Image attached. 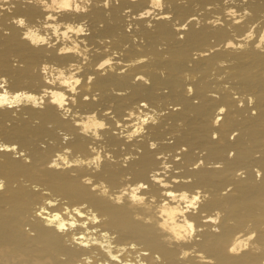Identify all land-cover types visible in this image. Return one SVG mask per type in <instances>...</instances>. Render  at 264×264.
<instances>
[{"label":"bare ground","instance_id":"1","mask_svg":"<svg viewBox=\"0 0 264 264\" xmlns=\"http://www.w3.org/2000/svg\"><path fill=\"white\" fill-rule=\"evenodd\" d=\"M45 3L0 0L7 5L0 7V92H48L42 106H0L7 146L0 147V264H136L137 253L147 264H264V51L256 47L264 0H162L163 9L151 11L150 0H89L86 11L59 12ZM20 17L23 26L14 22ZM69 25L86 31L65 36ZM29 27L45 40L24 37ZM249 30L252 38L240 39ZM104 59L111 65L98 68ZM59 71L80 78L76 93ZM52 91L75 97L67 116L50 102ZM93 113L105 127L85 132ZM142 114L155 122L129 140ZM57 154L79 163L65 165ZM133 188L143 203L132 201ZM168 192L200 196L195 209L176 216L193 222L190 240L159 227L164 200L168 208L185 203ZM41 207L47 211L37 215ZM65 207L78 221L89 209L99 220L58 230L43 219L54 212L70 219ZM237 240L247 246L230 252ZM132 243L119 260L105 250L110 244L115 255Z\"/></svg>","mask_w":264,"mask_h":264},{"label":"clouds","instance_id":"2","mask_svg":"<svg viewBox=\"0 0 264 264\" xmlns=\"http://www.w3.org/2000/svg\"><path fill=\"white\" fill-rule=\"evenodd\" d=\"M89 2V0H84V4L82 5L81 3H76L73 4L72 2H70V0H51V3H45V8L46 9H53L57 12H59L60 10H66V9H71V8H75L77 11H86V7L84 5H86ZM150 4H151V10H162L163 9V3L162 0H150ZM3 5V4H0ZM149 11H142L140 12V16L144 17L149 15ZM230 13H232V15H236V13L232 10L229 9L228 10ZM49 17H51V19L55 20V17L51 15V13L48 14ZM48 17H46L47 19ZM242 18V17H241ZM24 18L20 17L18 19H15L14 22L19 24V21H22ZM21 26H23V24H19ZM48 27H51L53 29V32H56V30L60 27L59 24H53V25H47ZM253 27H255V25H253ZM75 32V33H84L86 31L85 27L82 25H77L76 27H71V25H69L65 32L64 35L67 36L68 32ZM253 31L249 30L244 36H242L240 39L248 41L252 38L253 36ZM24 37H27L29 39H31L32 43H38V42H43L45 40L44 36H39L37 35L36 31L33 28H28L27 31H25L23 33ZM228 43L232 44L231 41H229ZM264 45V32H262L259 36V43L256 44V47L258 49H261V51H264V48H262L261 46ZM237 46V45H236ZM246 45H238V47L243 48ZM62 49H67V48H60V52ZM71 50H75V49H71ZM110 59H104L100 64L102 65H111V61ZM98 68H100L99 66H97ZM104 68V67H103ZM43 70L45 72L48 71V65H44ZM77 71H79V69H77ZM57 79H60V83L63 85H67L68 88L71 90V92L76 93L78 91L76 85H79L81 83L80 78L78 77H74L71 73L69 74V76L65 77L64 76V72L63 71H59V75L56 77ZM5 78L0 77V81H3ZM45 79H47V77H45ZM50 82H54V81H50ZM4 84L0 83V88H3ZM48 92L47 90H45L41 96H37L34 95L30 92H25V91H16L14 94H10L7 89H5V91L0 92V106H4L7 105L9 107H12L14 105H20L21 103H31L33 106H42L43 105V96H47ZM84 98H87V96H85ZM71 99L73 101V103L75 102V97L71 96L68 97L66 99L65 94L63 92L60 91H52L51 92V101L52 103L57 104L60 108L64 109L63 114L65 116L68 115V113L71 111L70 108H65V105L68 103V100ZM145 103L146 102H142ZM153 121L154 117L151 115H147V114H142L138 117V120L135 123V127L132 129L131 132L127 133V137L128 139H132L133 135L140 133L142 131H144L142 125L144 123H147L148 121ZM88 121L87 123H85L84 129L83 131L87 132L88 129H93V131L95 132V129H103L105 127V123L103 120H98L95 119V113H93L91 116L88 117ZM75 123L79 124L80 121H75ZM65 139H67V137H65ZM0 147H7L6 145H0ZM65 151H68V149H65ZM57 158L60 160H63L65 165L71 164L73 162L79 163V161H69L67 159L66 156H61L59 154H57ZM100 157L97 155L96 157L93 158V160L95 161H99ZM53 164H56V161L53 160L52 161ZM57 167H60V165H56ZM97 167H99V165L97 164ZM165 167H167V165H165ZM154 180H160L161 182H163V179L161 177L158 176H154L153 177ZM0 184H3L2 181H0ZM147 185L143 184L142 182L139 184L138 188H146ZM138 188H133L132 193H131V199L133 202H139V203H143L145 197L142 195H137V191ZM123 195V192L120 194V196ZM168 196H170L173 200H177L178 201H184V206L181 207L179 203H177L174 207L172 208H168V200H164L163 201V207H161V209L158 212V215L160 217H162V219L159 220V227L161 229L167 230L168 232H170L172 234L171 238H174L177 241L180 240H190L193 235L194 232L196 231V229L194 228V224L192 221L188 220L187 218L183 219V223H178L176 216L177 214H179L181 217L184 216V213L188 210V209H195L197 207V201L200 200V196L199 195H192L191 198L189 199L188 194L186 192H181L179 194V196L177 197V194L173 193V192H168L167 193ZM120 196L116 197L117 202H120ZM155 199V197H153V200ZM46 203L48 205H53L56 203L55 200L52 199H48L46 201ZM81 207H83V205H81ZM47 209L41 207L40 211L37 212V215H41V213L46 212ZM64 212L69 214V217H71L68 220H65L62 218L61 213L60 212H54L48 215H45L43 217V219L45 220V222L48 225H55V227L58 230H64L66 227H75L78 223H82L84 225H86L88 223L89 220L96 222L97 220H99V217L96 215L95 212H92L91 209H89L88 211L91 212V215L88 216L87 220L84 221H78L76 219L75 216H72V213L69 212L68 208L65 207ZM73 212H76L80 217L85 216V212L80 211V208H73L72 210ZM219 217V213H217L216 217H212L209 216L208 219L209 220H217ZM214 230H218V229H214ZM93 231H95V229H93ZM103 236L107 237L108 233H102ZM251 235H255V233H252ZM198 238V237H197ZM251 238V237H249ZM73 240L77 241L78 243H83V244H87L88 240L82 239L81 237H77L75 235H73L72 237ZM89 240H91L93 243H99V241H96L93 237H89ZM246 243L243 241H239L237 240L236 244L233 245L232 247L229 248L230 252H236L238 253L239 251H241L242 247H246ZM113 246L112 245H108V247L105 249L108 252L109 257H111L112 260H119L120 254L122 252L125 251L126 247H130L132 249L136 248L135 243L129 244V245H122L119 247V250L116 252L115 255H113L111 248ZM140 255L141 253H137L136 254V264H147L146 261L140 259ZM143 255H147V252H143ZM188 255L187 251H182L181 252V256H186ZM197 255H200L201 258H203V254L202 253H197ZM87 259V258H86ZM157 259H159V256L157 255ZM105 264H107V262H105ZM119 264H133L132 260H123V261H119Z\"/></svg>","mask_w":264,"mask_h":264},{"label":"snow or ice","instance_id":"3","mask_svg":"<svg viewBox=\"0 0 264 264\" xmlns=\"http://www.w3.org/2000/svg\"><path fill=\"white\" fill-rule=\"evenodd\" d=\"M105 2L107 3V0H105ZM0 7H7V5H0ZM19 24H23V25H25V19H23L22 21H19ZM230 44V43H229ZM68 51H72L71 49H62L61 50V53H64V52H68ZM110 62V61H109ZM97 66H99L100 68H103L105 65H102V64H97ZM88 79L89 80H91L92 79V77L91 76H89L88 77ZM85 99H87V98H85ZM219 111L221 112V113H223L224 111H225V109L223 108V107H221L220 109H219ZM221 119V117L220 116H217L216 117V120L217 121H219ZM213 135H215V133H213ZM233 135H235V133H233ZM13 147H15V146H13ZM153 147H155V145H153ZM259 174V173H258ZM3 187V184H0V188H2Z\"/></svg>","mask_w":264,"mask_h":264}]
</instances>
